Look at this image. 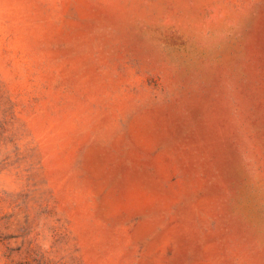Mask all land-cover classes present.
I'll return each mask as SVG.
<instances>
[{
    "label": "rangeland",
    "instance_id": "obj_1",
    "mask_svg": "<svg viewBox=\"0 0 264 264\" xmlns=\"http://www.w3.org/2000/svg\"><path fill=\"white\" fill-rule=\"evenodd\" d=\"M0 264H264V0H0Z\"/></svg>",
    "mask_w": 264,
    "mask_h": 264
}]
</instances>
